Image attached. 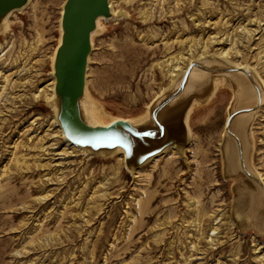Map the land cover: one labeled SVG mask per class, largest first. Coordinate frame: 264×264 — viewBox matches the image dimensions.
<instances>
[{"label": "rangeland", "instance_id": "rangeland-1", "mask_svg": "<svg viewBox=\"0 0 264 264\" xmlns=\"http://www.w3.org/2000/svg\"><path fill=\"white\" fill-rule=\"evenodd\" d=\"M64 2L29 0L0 30V264H264V211L238 201L263 191L226 132L231 90L190 113L184 154L169 150L135 173L123 155L87 156L64 137L49 100ZM110 5L115 17L92 37L84 102L101 124L148 116L193 60L247 67L264 87V0ZM248 138L245 160L264 181V104Z\"/></svg>", "mask_w": 264, "mask_h": 264}, {"label": "water", "instance_id": "water-1", "mask_svg": "<svg viewBox=\"0 0 264 264\" xmlns=\"http://www.w3.org/2000/svg\"><path fill=\"white\" fill-rule=\"evenodd\" d=\"M28 1L0 0V25L11 13L26 6ZM114 17L110 0H65L62 6L60 41L52 62L56 120L64 137L83 150L109 154L120 149L124 152L126 167L137 170L170 148L179 152L186 148L189 138L188 111L196 100L207 102L214 91V86L208 84L203 90L197 88L189 93L188 83L194 68L212 75L244 73L252 85L257 84L246 68H234L216 58L199 59L188 66L170 90L151 104L148 121L135 123L118 119L107 125L93 124L84 105L92 37L98 31L100 19ZM211 62L224 65L214 66ZM260 105L261 102L257 101L253 108L231 113L226 131L237 143L242 171L264 191V184L246 169L240 140L229 129L234 117L257 110Z\"/></svg>", "mask_w": 264, "mask_h": 264}, {"label": "bare ground", "instance_id": "bare-ground-1", "mask_svg": "<svg viewBox=\"0 0 264 264\" xmlns=\"http://www.w3.org/2000/svg\"><path fill=\"white\" fill-rule=\"evenodd\" d=\"M11 14H13V13H11ZM61 14H62V11H61ZM10 15H9V17H10ZM9 17H7L4 20L3 24L0 25V30L1 29L7 30L8 24H9L8 23ZM60 19H61V16H60ZM99 21H98V24H99ZM41 28H43L42 31H44V24H42ZM54 53L52 54V57H51L52 62L54 59ZM194 61L195 60L191 61L190 64H192ZM211 63L214 64V66H219V67L224 65V64H221L220 62H219L220 65L218 62H211ZM207 64H209V63H207ZM233 67L234 68H243L241 66H233ZM187 68H185L183 71L178 73L177 77L184 74V72L186 71ZM244 68L247 69V67H244ZM250 73L253 76L254 80L256 81L257 87L252 85L249 78L244 73L239 72V73H233V74L212 75L209 73H204L203 71H200V70L194 68L191 75H190V78H189V83H188L189 93L194 92V90L197 88H200L203 90L204 86L210 84V85L214 86V91L211 94L210 98L208 99V101H209L212 98V96L215 94L216 91H218L220 88L224 87L228 90H231L235 95V101L232 105V110H234L233 112H235L237 110L238 111L243 110V109L247 110V109L253 108L257 101H260L261 105L264 104L263 82L260 81L258 79L257 75L254 72H252L251 70H250ZM174 80H173V82H174ZM212 80H213V82H212ZM54 82H55L54 77H52V83L50 86L52 93L50 95L49 100L53 104V108H54V112H55L54 118H55V121H57L56 120V106H55L56 104H55V96H54ZM201 104L202 103L198 100L194 101L193 104L191 105L189 111H188L187 118L189 117L190 113L194 110V108L196 106L201 105ZM86 111H87V115H88V112H90L92 114L91 121L92 120L94 121V122L92 121L93 124H101L97 120L98 117L95 115L94 111H92L89 107H86ZM257 115H258V109L251 111V112L241 113L240 115H238L237 117H234L232 119V121L229 125V129H230V132H232L240 140L242 155L244 158L246 169L253 176H255L257 179H259L264 184V181H263L260 173H256V172H253L252 170H250L248 163L245 160V153H247L248 145L250 143L249 138H248V131H249L252 123L254 122L255 118L257 117ZM148 118L149 117L146 115V116L142 117L141 120H136V121H132V122H135V123L144 122V121H148ZM104 125H107V124H104ZM227 134H228L229 138H232L229 132H227ZM229 138L228 137L225 138L223 146H222L223 157H224V160L226 162L225 172L227 174H231V173L238 170L236 157L234 155L235 154V147H234L233 142ZM235 143H236V141H235ZM73 146H75V145H73ZM236 146H237V143H236ZM75 147H77L83 154H85L87 156L98 155V154H93L88 150H83V149L79 148L78 146H75ZM169 150L176 151L174 148H170V149L166 150L164 153L168 152ZM177 153H180V152L177 151ZM113 154H121L124 157V152L120 149H116L115 151L110 152L109 154L100 153V155H104V156H110ZM180 154L182 155L184 153L181 152ZM130 172L135 173L136 170H134V171L130 170ZM240 200H243V201L239 206H241V207H244V205L246 207L252 206L254 208L255 216H259V217L261 216L262 212L264 211V191L262 192V194L259 193L258 196H248L246 194H240L238 197V201H240Z\"/></svg>", "mask_w": 264, "mask_h": 264}]
</instances>
